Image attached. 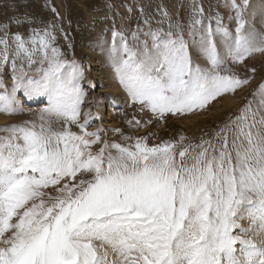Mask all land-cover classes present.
<instances>
[{"label":"snow or ice","instance_id":"obj_1","mask_svg":"<svg viewBox=\"0 0 264 264\" xmlns=\"http://www.w3.org/2000/svg\"><path fill=\"white\" fill-rule=\"evenodd\" d=\"M224 6L234 28L219 13L205 23L193 0L188 39L176 23L163 38L150 31L151 47L138 50L113 31L115 75L131 104L151 113L126 118L130 128L200 116L251 82L230 64L264 54V31L246 19L256 14L250 0ZM33 23L0 22V113L25 112L18 94L46 99L34 118L0 128V264H264V82L198 141L89 131L102 117L82 112L83 72L56 46L55 24ZM13 24L29 25L28 35Z\"/></svg>","mask_w":264,"mask_h":264},{"label":"rangeland","instance_id":"obj_2","mask_svg":"<svg viewBox=\"0 0 264 264\" xmlns=\"http://www.w3.org/2000/svg\"><path fill=\"white\" fill-rule=\"evenodd\" d=\"M196 2L205 10V23L209 22L207 19L209 16L219 13L223 23L230 29L234 28V20L231 19L234 14L224 6L225 0H196ZM192 4L193 0H0V22H7L10 17L27 16L35 21L31 27L40 28L49 23L56 25V46L65 54V59L70 62L75 61L84 74L82 87L85 97L82 112L91 108L93 113H99L102 117V120L92 122L89 131L102 125L105 129L120 128L125 134L135 136H142L148 132L156 133L149 143L176 138L181 133L193 141H198L205 134L210 136L218 125L228 120L230 114L234 115L246 100L251 99L250 93L253 89L264 82V54L254 55L245 62V65L230 64V67L241 76L252 75L253 78L234 96H226L220 103H214L209 112L183 119L169 117L166 123H154L139 130L130 128L126 118L131 119L135 115L138 119L147 121L151 119V113L140 112L138 106L131 104L109 61L113 31L122 33L129 45L134 44L138 50L143 48L145 42L151 47L153 37L148 34L150 31H159L163 38L169 31H177L176 23L183 27L185 39H188L187 28ZM250 4L249 12L254 11L256 14L255 16L246 14V19L251 20L258 30L264 31L259 14L264 8V0H250ZM53 8L56 12L52 11ZM165 12L167 16L164 15ZM145 20L148 23H145ZM211 23L215 26L214 19ZM170 24L173 27L170 28ZM17 31L27 36L29 25L18 27L13 24L11 32ZM134 31H138L136 41H133L131 36ZM116 42H119V38ZM195 58L198 63H204L202 58L198 56ZM250 68L256 69L254 75L247 72ZM3 79L11 88L10 66L3 70ZM93 84L94 88L91 87ZM18 96L25 112L11 116L0 113V128L32 119L38 109L46 105L45 98L27 100L22 94ZM109 123L111 125H108ZM104 135L105 138L119 140V134L112 131H107ZM244 223L247 224L246 221Z\"/></svg>","mask_w":264,"mask_h":264},{"label":"bare ground","instance_id":"obj_3","mask_svg":"<svg viewBox=\"0 0 264 264\" xmlns=\"http://www.w3.org/2000/svg\"><path fill=\"white\" fill-rule=\"evenodd\" d=\"M103 91H105V90H103ZM112 116H114L113 113H112ZM108 125H111V123H109Z\"/></svg>","mask_w":264,"mask_h":264}]
</instances>
